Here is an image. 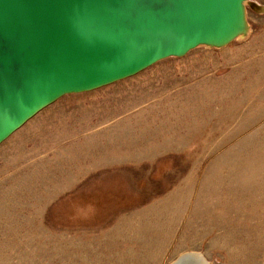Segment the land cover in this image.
Wrapping results in <instances>:
<instances>
[{"label":"rangeland","instance_id":"obj_1","mask_svg":"<svg viewBox=\"0 0 264 264\" xmlns=\"http://www.w3.org/2000/svg\"><path fill=\"white\" fill-rule=\"evenodd\" d=\"M246 18L3 140L0 264H264V13Z\"/></svg>","mask_w":264,"mask_h":264},{"label":"water","instance_id":"obj_2","mask_svg":"<svg viewBox=\"0 0 264 264\" xmlns=\"http://www.w3.org/2000/svg\"><path fill=\"white\" fill-rule=\"evenodd\" d=\"M250 0H0V143L67 94L249 31ZM171 264H208L185 252Z\"/></svg>","mask_w":264,"mask_h":264},{"label":"bare ground","instance_id":"obj_3","mask_svg":"<svg viewBox=\"0 0 264 264\" xmlns=\"http://www.w3.org/2000/svg\"><path fill=\"white\" fill-rule=\"evenodd\" d=\"M195 253H198V252H195Z\"/></svg>","mask_w":264,"mask_h":264}]
</instances>
